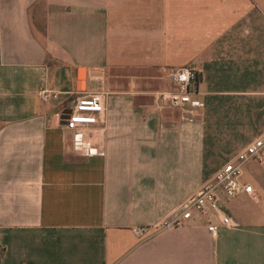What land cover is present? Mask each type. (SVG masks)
Returning <instances> with one entry per match:
<instances>
[{"label": "crops", "instance_id": "1", "mask_svg": "<svg viewBox=\"0 0 264 264\" xmlns=\"http://www.w3.org/2000/svg\"><path fill=\"white\" fill-rule=\"evenodd\" d=\"M187 66L192 120L156 102ZM95 90L84 157L62 116ZM263 131L264 0H0V264H264V148L235 227L152 229Z\"/></svg>", "mask_w": 264, "mask_h": 264}, {"label": "built area", "instance_id": "2", "mask_svg": "<svg viewBox=\"0 0 264 264\" xmlns=\"http://www.w3.org/2000/svg\"><path fill=\"white\" fill-rule=\"evenodd\" d=\"M171 84V89L157 93L156 102L160 108H173L181 113V118L192 120L197 106L192 102V84L197 81V71L187 66L170 70L164 76ZM43 100L57 99L59 92L42 88ZM103 114L102 92L89 91L76 97L68 111L63 114L64 129L71 133V150L84 157L103 156L104 152L95 146L87 130L97 124ZM264 131L246 147L240 150L199 189L184 199L172 213L152 229L158 232L164 229L183 228L197 217L206 220V229L216 234L220 228H233L236 224L220 209V200H231L245 193L258 200L253 187L241 182L243 166L249 161L263 160ZM222 196V197H221ZM217 221V223H213ZM142 234L143 230H138Z\"/></svg>", "mask_w": 264, "mask_h": 264}, {"label": "water", "instance_id": "3", "mask_svg": "<svg viewBox=\"0 0 264 264\" xmlns=\"http://www.w3.org/2000/svg\"><path fill=\"white\" fill-rule=\"evenodd\" d=\"M77 79H78V85L82 88H84V83H85V74H84V69L79 68L77 70Z\"/></svg>", "mask_w": 264, "mask_h": 264}, {"label": "rangeland", "instance_id": "4", "mask_svg": "<svg viewBox=\"0 0 264 264\" xmlns=\"http://www.w3.org/2000/svg\"><path fill=\"white\" fill-rule=\"evenodd\" d=\"M159 82H160V81H156V86H157V89L160 91V90H163L164 87L161 86V85L159 84ZM158 85H159V86H158ZM244 169H245V168H244ZM245 170H248V169H245ZM254 181H256V184H257V183H259V182L262 181V180H260L259 178H252V179H251V182L254 183ZM258 198H259V197H258Z\"/></svg>", "mask_w": 264, "mask_h": 264}]
</instances>
